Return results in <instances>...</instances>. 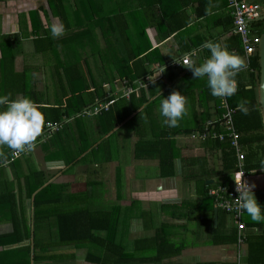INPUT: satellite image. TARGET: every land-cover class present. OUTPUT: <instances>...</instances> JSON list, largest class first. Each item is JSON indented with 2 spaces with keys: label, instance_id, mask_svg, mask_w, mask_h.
<instances>
[{
  "label": "crops",
  "instance_id": "crops-1",
  "mask_svg": "<svg viewBox=\"0 0 264 264\" xmlns=\"http://www.w3.org/2000/svg\"><path fill=\"white\" fill-rule=\"evenodd\" d=\"M49 1L0 0V34L19 40L14 69L29 71L27 94L11 97H27L52 116L41 108L64 110L73 92L85 89L90 97L103 88L106 95L81 113L56 124L47 122L31 152L8 166L2 161L12 150L0 146V264L29 259L30 264H76L78 248L60 245L52 214L81 207L114 211L119 206L116 212L138 213L133 218L138 238L159 234L165 256L158 264H237L232 217L216 206L204 186L225 180L218 175L220 153L191 137L222 114L209 101L206 78L193 79L187 65L176 63L194 53L191 64L198 66L210 55L209 41L228 47L232 27L224 26L230 16L227 0H169L180 11L174 21L186 22L169 35L164 25L147 24L143 11L129 13L130 3L159 0H106L105 12H98L100 0H91L93 10L88 0H63L64 21L52 12ZM119 9L122 23L129 22L127 29L122 25L121 36L111 26ZM154 11L159 18L161 9ZM57 19L65 31L53 38L49 26ZM47 36L54 42L36 44ZM132 69L147 74L129 84L125 73ZM173 91L184 96L186 113L177 126L167 127L159 102ZM108 101L113 103L107 111H92ZM167 134H173L172 146L161 142ZM161 154L174 155L173 175H161ZM252 185L257 201L262 199L263 172ZM37 199L44 212L52 213L35 234ZM244 219L251 220L246 213ZM14 227L20 231L12 236ZM256 230L262 227L247 225V240ZM165 241L176 246L177 253L171 255L173 248ZM244 252L246 264L248 243ZM35 255H41V261H35Z\"/></svg>",
  "mask_w": 264,
  "mask_h": 264
},
{
  "label": "trees",
  "instance_id": "trees-1",
  "mask_svg": "<svg viewBox=\"0 0 264 264\" xmlns=\"http://www.w3.org/2000/svg\"><path fill=\"white\" fill-rule=\"evenodd\" d=\"M258 2H261V5L264 7V0H259ZM49 5L52 12L56 14L61 21H64L65 18L67 19L63 0H50ZM90 5L93 10V3L91 0H88V7H90ZM60 6L62 7L61 9ZM154 7H159L161 9V16L159 18L154 16ZM101 11L102 9L98 12ZM138 11H143L146 14L147 24H155L156 26L164 25L167 35L181 31L186 25V22L178 24L174 21L180 16V11L174 6H171L169 0H159L157 3H130L129 13L136 16ZM121 12L120 9L116 12V16L111 24L113 31H116L120 36L122 35V25H124L125 29H127L126 25L129 26V22H125L126 25L122 23ZM232 23L233 20L230 15L224 22L225 28L230 29ZM251 28L253 33L261 35L264 32V19L252 22ZM228 40L227 48L234 51L235 54L242 57L245 61L240 38L230 32ZM43 41L53 43L54 39L47 36L46 40H42V37H40L36 40V44H41ZM17 43H19L18 39L15 40L14 37L0 34V48L2 52V57L0 58V93H10L13 95L23 94L25 96L27 91H29V86L26 85L29 71L24 69L22 72H16L14 69L16 57L14 50ZM250 68L253 70L242 69L237 74L235 77L237 91L235 94L228 96L227 100L229 106L236 109L234 114L235 126L241 134V143L246 153L245 162L247 170L252 171L253 176L257 173H264V168H261L262 166L260 164V161L264 160V122L258 100V84L260 80L258 52L251 57ZM125 74L128 83L133 84L135 80L145 76L147 70L143 69L139 71L138 69H132V71L126 72ZM78 92V94H76V92L71 94L64 110L61 109V106L41 108L45 110L43 112L48 111L50 112L49 114H54L52 116L44 115L45 126L47 122H55L56 124L64 117L68 118L79 112L81 113L90 104L94 103L97 97L103 99L106 95V91L103 88H99L93 94H89L90 97L85 96V89H81ZM204 93L206 94L207 92ZM209 101L214 104L213 107L220 116L222 114V109L220 107L219 99L210 94ZM219 124V122H216L213 126L215 129L222 131ZM45 126L42 130L45 129ZM203 128V126H199L198 130H202ZM172 135L173 134H167L163 136L161 142L172 146ZM204 143L208 150L220 153L221 169L219 170L218 175L224 177V182L229 184L232 180L236 166L235 152L231 148L229 141H219L210 138L205 140ZM7 157L5 156V158ZM173 160V154L169 157L164 154L160 155L162 176H171L174 174ZM168 166H170V170H168ZM219 183H222V181L212 184L204 182L205 192L208 193L211 187ZM38 200L39 199L35 201L34 205L33 231L35 234L40 231V223L48 219L52 213L51 211L44 212L42 208L43 204ZM257 202L260 203L262 209H264V197ZM52 215L55 216L58 224L57 234L60 245H73V247L76 248H87L84 260L90 264H158L163 261V257L165 256L164 251H162L165 246L161 247V244L158 241L159 234H153L145 238H136L128 243H122L121 239L118 238L120 213L115 210H91L87 207H81L75 210L56 212ZM246 224L257 226L259 228L262 227V231L256 230L255 233L248 237V255L246 258V264H264V222H254L249 220L246 221ZM19 231L20 230L17 227H14V231L11 235L14 236L16 233H19ZM165 243L167 244V241H165ZM168 246L173 248L170 252L171 255L177 253L178 250L176 246L171 244ZM72 257H75V255L73 254ZM34 259L35 261H41L42 256L35 255ZM23 263L26 264L25 260L22 261V264Z\"/></svg>",
  "mask_w": 264,
  "mask_h": 264
},
{
  "label": "clouds",
  "instance_id": "clouds-1",
  "mask_svg": "<svg viewBox=\"0 0 264 264\" xmlns=\"http://www.w3.org/2000/svg\"><path fill=\"white\" fill-rule=\"evenodd\" d=\"M64 31V25L59 19L49 26L53 38L62 36ZM206 47L210 55L202 63L198 66L187 65L193 79L206 78L207 87L214 97L223 98L235 94V77L246 67L244 59L219 42L209 41ZM159 113L164 118V125L177 126L186 113L184 96L173 91L163 97L159 102ZM44 126V114L32 100L22 96L12 98L10 93L0 95V146H5L17 154L31 151ZM260 164L264 168V160ZM234 179L238 192L235 212L238 215L246 213L254 222H264V209L252 191L254 185L246 184L242 177Z\"/></svg>",
  "mask_w": 264,
  "mask_h": 264
},
{
  "label": "built area",
  "instance_id": "built-area-1",
  "mask_svg": "<svg viewBox=\"0 0 264 264\" xmlns=\"http://www.w3.org/2000/svg\"><path fill=\"white\" fill-rule=\"evenodd\" d=\"M227 6L233 20L232 32L240 38L242 43L246 64L245 68H248L252 71L253 69L250 68V60L251 57L258 52L261 35L253 33L251 23L259 20L261 16L260 9L262 6L258 1L255 0H227ZM192 55H194V53H187L179 62L176 63L178 65L191 64ZM129 92H132V90H129ZM112 103L113 101L101 102L94 106L92 111L96 114L102 113L107 111ZM221 107L223 109V113L218 121H208L204 129L192 133L191 137L201 141H205L210 138L217 139L219 141L228 140L231 148L235 152L236 166L231 182L229 184L225 182L216 184L209 189L208 195L214 200L218 208L232 217L237 231V264H243V260L245 258L244 250L247 243V225L244 219L245 213L238 215L234 210L236 207L235 199L238 196L234 177H242V181L248 185H252V171L247 170L245 162L246 153L241 143V134L238 132L235 126L234 114L236 109H233L229 106L227 97L221 98ZM216 122L220 123L219 127L222 128V131L214 128L213 125ZM48 125L53 126L54 124L49 123ZM30 152L31 151L17 154L11 151L10 155L3 159L2 165L8 166L16 159L20 158L21 156L28 155Z\"/></svg>",
  "mask_w": 264,
  "mask_h": 264
},
{
  "label": "rangeland",
  "instance_id": "rangeland-1",
  "mask_svg": "<svg viewBox=\"0 0 264 264\" xmlns=\"http://www.w3.org/2000/svg\"><path fill=\"white\" fill-rule=\"evenodd\" d=\"M98 4H99V10L102 9V12H105V9L107 7L106 0H100ZM96 6H98V5H96ZM259 174L260 173L254 174L252 176V179L255 180V178H258ZM119 207H114V209L116 210ZM136 215H138V213L135 211L133 213H120L118 238L121 239L122 243H128V242H130V241H132V240H134L140 236L137 232L136 226L133 227L134 226L133 224L135 223V220L133 218H134V216L136 217ZM86 252H87V248H85V247L76 249V253L78 255V260H77L78 262H76V264H90L84 260V256H85ZM23 257H25V256H23ZM30 261H31L30 259L28 261L25 260L26 264H29ZM19 264H22V262H20Z\"/></svg>",
  "mask_w": 264,
  "mask_h": 264
},
{
  "label": "water",
  "instance_id": "water-1",
  "mask_svg": "<svg viewBox=\"0 0 264 264\" xmlns=\"http://www.w3.org/2000/svg\"><path fill=\"white\" fill-rule=\"evenodd\" d=\"M260 19H264V9L261 8ZM259 63H260V80L258 84V100L260 109L262 111L263 122H264V32L261 34L260 43L258 47Z\"/></svg>",
  "mask_w": 264,
  "mask_h": 264
}]
</instances>
